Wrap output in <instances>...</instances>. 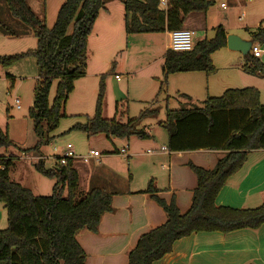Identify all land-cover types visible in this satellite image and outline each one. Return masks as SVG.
Here are the masks:
<instances>
[{
	"label": "trees",
	"instance_id": "1",
	"mask_svg": "<svg viewBox=\"0 0 264 264\" xmlns=\"http://www.w3.org/2000/svg\"><path fill=\"white\" fill-rule=\"evenodd\" d=\"M11 17L33 30L37 49L18 56L0 57V65L10 66L29 55L39 68L30 118L36 135L41 138L44 123L48 131L58 127L74 83L85 77L88 38L108 0H65L56 22L48 28L27 5V0H4ZM122 0L125 8V30L128 35L161 34L184 29L186 17L205 14L213 6L210 0ZM4 29V27H3ZM8 31V30H6ZM9 32V31H8ZM223 26L215 29L211 40L199 41L187 53L167 50L163 74L204 72L212 74L211 56L227 47ZM254 43L264 44V27L252 34ZM245 71L264 74V65L251 53L245 56ZM58 80L56 97L49 105L52 85ZM102 80L96 114L75 130L88 137L103 134L107 139L144 137L138 131L140 119L122 123L103 118ZM181 97L190 100L187 95ZM255 88L229 89L223 96L208 98L203 108L168 110L162 127L168 134L172 153L199 150L224 151L213 170L190 165L197 177L190 210L182 214L176 203L156 196L153 182L144 193L151 194L167 215V222L142 235L129 253L128 264H154L173 252L175 243L199 233L229 234L258 230L264 225V203L255 209L218 207L216 200L229 181L243 169L249 155L264 150V105ZM10 145L0 128V147ZM39 147V146H37ZM61 161V158H59ZM73 159L46 170L41 160L37 169L57 180L51 196H34L30 189L11 180L13 158L0 156V204L7 212L6 229L0 231V264H86V255L77 240L83 230L96 233L104 214L112 211V196L92 187L79 199V175Z\"/></svg>",
	"mask_w": 264,
	"mask_h": 264
},
{
	"label": "rangeland",
	"instance_id": "2",
	"mask_svg": "<svg viewBox=\"0 0 264 264\" xmlns=\"http://www.w3.org/2000/svg\"><path fill=\"white\" fill-rule=\"evenodd\" d=\"M230 1L216 0L210 8L213 15L217 14L227 21L226 29L230 35L244 37L247 35L246 27L252 33L257 32L259 26L264 27V0H246L237 7L231 6ZM64 3L65 0H27V5L48 28L54 26L58 11ZM221 3L228 6L226 11L220 8ZM105 8L110 11L112 23H104L101 18L107 17H103L106 16L103 13L96 30L93 29L88 38L86 76L74 83V90L61 111L58 127L48 131L44 123L41 138L36 135L29 114L39 79L37 60L29 55L10 66L0 65V128L10 141V145L0 147V156L13 158L11 180L30 189L34 196H51L57 182L40 172L37 164L42 160L46 170L54 169L60 163L59 158L67 153L68 145L73 147L72 151L78 160L89 156L91 151L101 154L99 160H90L88 164L81 159L76 161L80 176L78 199L84 194L89 173L94 166L107 162L110 166L126 167L123 157L114 153L107 154L122 149L126 139H107L103 134L88 137L74 129L76 125H84L95 116L102 80L105 83L103 118L116 117L123 123L140 119L138 131L147 132L155 139L135 138L136 142L149 144H142L143 149L150 147L154 141L163 143L168 138L167 131L162 127L168 110L203 108L208 97H221L229 89L258 87L256 85L264 87V74L245 71V56L228 47L211 56L214 73H176L165 79L163 65L169 46L168 35H128L122 0H108ZM243 13L245 18L240 21ZM204 33L194 32V45L198 43L196 39ZM214 36L209 32L208 40ZM203 40L205 38L200 42ZM256 44L264 52V44ZM36 49L37 40L33 30L11 17L5 1L0 0V57L18 56ZM259 61L264 65L263 59ZM58 83L55 80L52 85L50 106L55 100ZM183 94L191 100L181 97ZM258 156L263 158L264 151L255 153L252 160L258 159ZM0 206L3 207L2 204ZM7 226L5 210L0 231Z\"/></svg>",
	"mask_w": 264,
	"mask_h": 264
},
{
	"label": "crops",
	"instance_id": "3",
	"mask_svg": "<svg viewBox=\"0 0 264 264\" xmlns=\"http://www.w3.org/2000/svg\"><path fill=\"white\" fill-rule=\"evenodd\" d=\"M210 1L215 3L216 0ZM230 2L231 6L237 7L243 5L246 0ZM222 4L225 3H221L220 8L226 11L228 6L225 4L223 8ZM211 9L205 14H191L186 17L184 29L193 32L205 31L195 38L197 42L203 38L208 40V33L215 34L218 26H223L227 36L230 35L226 29L227 21L217 14L213 15ZM103 13L106 15L103 17H107L101 18L104 23H112L110 11H102L94 26L95 30ZM244 18L243 13L239 19L241 21ZM245 31L247 35L240 38L253 42V33L248 27ZM262 59L264 63L263 51L259 60ZM87 67L86 63V70ZM9 79L12 80L10 76ZM256 86L258 87H254L260 92L261 104L264 105V87ZM120 121L122 122L121 119ZM143 133L145 136L142 139L155 140L151 134ZM135 138L137 136L124 140L122 149L107 153L123 157L125 168L110 166L105 162L100 163L101 166H94L89 173L84 194L92 187L102 189L112 196V211L103 215L96 233L83 230L77 234V240L86 255V264H128L129 253L135 248L139 238L167 222L163 208L151 194L144 193L149 183L153 182L158 198L167 203L174 201L179 211L185 214L192 206L197 187V177L190 165L213 170L226 154L224 151L210 150L172 153L167 148L168 138L163 143L154 141L150 147L143 149L142 144L148 143L136 142ZM122 150H125L124 154H121ZM263 151L252 152L243 169L229 179L216 200L218 207L255 209L264 203V157L258 156V159L252 160L255 153ZM83 158L80 159L83 161ZM79 160L76 158L72 160L77 172L75 164ZM246 167L248 169L245 171ZM4 211L0 206V228L3 224ZM154 264H264V225L258 230L244 229L229 234H193L177 241L173 252Z\"/></svg>",
	"mask_w": 264,
	"mask_h": 264
},
{
	"label": "built area",
	"instance_id": "4",
	"mask_svg": "<svg viewBox=\"0 0 264 264\" xmlns=\"http://www.w3.org/2000/svg\"><path fill=\"white\" fill-rule=\"evenodd\" d=\"M168 4L167 0H161V5L163 7H166ZM223 8H225V4H222ZM169 37V46L168 50H172L176 53H187L191 52L194 49V42H193V37H194V32L191 30L187 29H180V30H175L172 31L168 34ZM250 53L255 57V58H261L262 55V50L257 44H253L250 50ZM118 78V76L116 77ZM16 104H19V101H16ZM18 109H20L18 105ZM73 147L71 145H68L67 147V153L63 158H61L60 163L62 165H66L68 159H74L76 158L75 154L72 151ZM163 150H166V148H163ZM125 150L121 151V154H124ZM101 154L97 151H92L89 156L84 157L83 161L85 163L90 162L91 159L93 158H100Z\"/></svg>",
	"mask_w": 264,
	"mask_h": 264
},
{
	"label": "water",
	"instance_id": "5",
	"mask_svg": "<svg viewBox=\"0 0 264 264\" xmlns=\"http://www.w3.org/2000/svg\"><path fill=\"white\" fill-rule=\"evenodd\" d=\"M253 42L245 41L238 36L229 35L227 37V47L231 51L241 53L244 56H247L250 53Z\"/></svg>",
	"mask_w": 264,
	"mask_h": 264
}]
</instances>
